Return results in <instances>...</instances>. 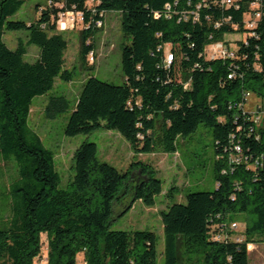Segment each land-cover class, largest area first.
Instances as JSON below:
<instances>
[{"label":"trees","instance_id":"16d2710c","mask_svg":"<svg viewBox=\"0 0 264 264\" xmlns=\"http://www.w3.org/2000/svg\"><path fill=\"white\" fill-rule=\"evenodd\" d=\"M25 1L0 0V160L17 167L9 184L10 216L0 227V264H158L155 232L111 228L114 217L136 201L156 205L163 192L156 169L140 160L121 172L101 161L97 144L86 140L74 153V179L61 188L55 152L29 125L36 96L48 94L49 119L70 108L66 95L50 93L57 77L67 82L74 77L65 67L68 41L56 28L59 12L68 10L85 14L79 55L87 70L94 69L88 56L96 49V20L110 11L121 14L125 79L114 84L89 76L66 135L104 127L118 131L138 153H172L179 138L192 137L200 125L208 128L217 185L213 191L188 193L186 203L162 213L165 264H249L251 245L264 243V123L256 124L239 106L247 92L264 103V16L256 35L243 22L252 0H239V9L218 0H100L92 8L87 0H46L36 5V21L9 20ZM166 4L171 17L164 14ZM7 29L28 30V44L40 48L35 62L24 59L25 42L8 47ZM232 39L235 57L205 56L207 45L230 46ZM167 43L175 55L170 67L158 50ZM238 213L244 214L242 230L229 227ZM43 234L46 249L41 248Z\"/></svg>","mask_w":264,"mask_h":264},{"label":"rangeland","instance_id":"374dc122","mask_svg":"<svg viewBox=\"0 0 264 264\" xmlns=\"http://www.w3.org/2000/svg\"><path fill=\"white\" fill-rule=\"evenodd\" d=\"M45 4L46 0H26L22 7L9 20H23L34 22L39 13L36 5ZM97 34L96 55L94 69L87 70L81 67L80 62V32L81 29H68L63 32L68 41L65 50V67L74 70L71 81L56 78L55 86L50 93L66 95L70 100V108L55 119L45 115V105L48 94L36 96L33 99L29 125L39 133L45 145L55 152V163L60 173V187L66 188L75 176V150L86 140L95 142L98 146V157L108 162L119 171L125 172L134 161L150 163L157 171V177L163 181V192L156 196V205L148 207L138 200L128 212H122L114 217L111 224L116 230L147 229L156 233L158 237V264H165L164 256V229L162 213L174 203H186L187 194L194 191H213L216 181L213 174L214 142L211 131L200 125L195 134L183 140L179 138L178 151L166 153H138L118 131L100 127L90 134L68 136L65 128L68 119L76 104V98L82 90L84 81L89 76L114 84L124 82L122 70V48L124 37L121 30V14L116 11L107 13ZM3 39L9 48L15 49L19 41L27 45L24 59L35 62L40 53L36 44H28V30H5ZM245 110L257 115L264 109L262 100L251 92L245 102ZM264 123V115L262 119ZM17 177V167L13 161L0 160V227L7 224L10 216L9 184ZM172 191V196L169 192ZM237 222L239 229L244 228V214H233L231 223ZM240 231L237 235H241ZM42 249L48 248L46 235L43 234ZM46 252H43L45 254ZM249 264H264V243L256 242L251 245Z\"/></svg>","mask_w":264,"mask_h":264},{"label":"built area","instance_id":"2783aa9c","mask_svg":"<svg viewBox=\"0 0 264 264\" xmlns=\"http://www.w3.org/2000/svg\"><path fill=\"white\" fill-rule=\"evenodd\" d=\"M206 1V0H205ZM220 1V4L225 7V8H231L234 7L236 9L240 8L239 0H218L217 3ZM100 0H87V7L92 8L94 7ZM166 10H165V15L166 17H171L172 13L170 12L171 4H166ZM201 5H198V8H200ZM193 20H198L199 19V12L198 9L197 11H193ZM162 15L160 12H155V17L159 18ZM264 16V0H252L250 2V7L249 11L244 14V26L245 29L249 31V34L251 35H256V32L254 31L255 28L258 26L259 21L263 18ZM187 17V15H185ZM106 18V16L104 17ZM231 20V17L226 18V21ZM85 23V14L83 11H76V10H68V11H61L58 14V17L56 19V28L60 31H66L68 29H77V28H83ZM96 26L98 28H103V26H98V19L96 20ZM216 26L220 27L221 22H216ZM238 38H242V34L237 33ZM244 39V38H243ZM235 40V39H234ZM233 39L230 41V46H227V44L223 41H217L214 43H211L206 46L205 48V56L207 58H226V57H235V49H234V44L235 42ZM158 50H162L164 54V65L165 67H170L175 59L174 51L172 49V45L170 43H167L165 45H160L158 47ZM96 55V49L94 51H91L89 53V60L90 62L94 63ZM229 77H233V74H230ZM251 95V92H247L244 96V101L239 104L240 107H245L246 106V101L249 99ZM263 103V102H262ZM264 105V103H263ZM250 113V112H249ZM252 115V118L256 124H261L263 115H264V109L261 110L257 115ZM237 152H241V147L239 145H236L235 147ZM236 161H239L238 157H235ZM230 228H237L239 229V224L237 222H230L229 223ZM237 240H241L240 237L237 238ZM39 264H44L42 261L39 262Z\"/></svg>","mask_w":264,"mask_h":264},{"label":"bare ground","instance_id":"6f19581e","mask_svg":"<svg viewBox=\"0 0 264 264\" xmlns=\"http://www.w3.org/2000/svg\"><path fill=\"white\" fill-rule=\"evenodd\" d=\"M104 19H105V18H103V20H99V21H98V26H102V25H103Z\"/></svg>","mask_w":264,"mask_h":264}]
</instances>
